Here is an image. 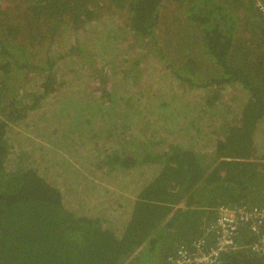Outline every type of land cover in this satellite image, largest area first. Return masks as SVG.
<instances>
[{
    "label": "trees",
    "instance_id": "obj_1",
    "mask_svg": "<svg viewBox=\"0 0 264 264\" xmlns=\"http://www.w3.org/2000/svg\"><path fill=\"white\" fill-rule=\"evenodd\" d=\"M167 12L185 50L156 42ZM232 205L264 207L254 0H0V264H123Z\"/></svg>",
    "mask_w": 264,
    "mask_h": 264
},
{
    "label": "built area",
    "instance_id": "obj_2",
    "mask_svg": "<svg viewBox=\"0 0 264 264\" xmlns=\"http://www.w3.org/2000/svg\"><path fill=\"white\" fill-rule=\"evenodd\" d=\"M254 2L264 18V2ZM245 249L264 264V207L219 206L199 236L179 244L160 264H221L225 256Z\"/></svg>",
    "mask_w": 264,
    "mask_h": 264
},
{
    "label": "rangeland",
    "instance_id": "obj_3",
    "mask_svg": "<svg viewBox=\"0 0 264 264\" xmlns=\"http://www.w3.org/2000/svg\"><path fill=\"white\" fill-rule=\"evenodd\" d=\"M260 1L264 2V0H260ZM172 4L175 5L176 3H172ZM168 6H170V4H168ZM171 8H173V7H170V10H171ZM103 16H111V14L108 13V12H103L101 14V17H103ZM173 16H174V13H168V12L164 13V15L162 17L163 24L160 25L158 31H156V39H157L156 42L158 44H160V46H169L167 48L168 50L171 49L170 48L171 44H169V43L172 41V38L175 37V34H174L175 28H174V25L171 24ZM121 17H124V15L122 13L120 14V18ZM175 17H176V15H175ZM120 18L118 17L116 19L119 20ZM168 23H169V25H168ZM182 42H183V39H182ZM182 42L178 43V41L175 39V41L173 40L171 43L174 44L176 47H179V48H182L183 50H185L186 49V44H183ZM175 43L176 44H182V45H176ZM125 47H132V46L130 45V42H127L125 44ZM191 49H193V48H191ZM194 49L197 51V48L194 47ZM143 51L144 50L136 48L135 45H133L132 49H128L127 48L126 51L122 52V55H123V57L126 56L129 59H128L127 63L124 62L123 66H125V67L128 66L131 61L132 62L134 61L135 57H140V55H141V53ZM163 51L165 52V55H164L165 59L170 58L167 55V52H166L167 50L163 49ZM163 61L164 60H162L160 56H156V55L152 54V62L161 64V62H163ZM138 68H139V71H138L137 76H139L140 80L142 81L141 78H142L143 70L146 67L145 68L138 67ZM130 74L136 75V73L134 71L131 72ZM141 81H140V83H141ZM146 82L148 83V79H147ZM129 83H130V85H133L131 88H133V89L137 88V84L135 82L130 81ZM180 90L183 91V92H185V91L187 92L189 90L188 85H186L185 83L182 84V86L180 87ZM142 135H143L142 133L137 135L138 140L142 138ZM149 139H152V137L150 136ZM138 140L135 141L136 144L138 143ZM135 142H134V144H135ZM27 148L28 147H26V149ZM26 149H25V151L23 150V152L25 153L24 154V160H25V162L30 163L29 160L34 159V157H33L34 153L31 150H27L26 151ZM32 149H34V148H32ZM120 174L121 173H118V176H120ZM200 210L201 209H198V212L194 213L195 217H197V218L201 217L202 218V213L204 214V210H201V211ZM192 211H193V209H191L189 212H192ZM184 220H185L184 217L182 219H180L179 222L180 221L181 222L179 223L177 230L169 231V233H167L162 238V240L158 243L157 247L153 251H146L144 246H142V248L138 249L139 252L136 251L133 254V256L129 258V260L133 259V262L130 263V264H141L142 260H143L144 264H149V263H151V264H160V262L164 259V256L168 252H171L174 248H176L180 243H182L185 240V236L181 235L183 230L188 231L187 227L184 226V223H183ZM200 220L202 222V219H200ZM203 221H204V219H203ZM197 230H196L195 233L198 235ZM144 252L146 253L145 255H143ZM136 253H138V254H136ZM129 260H127V261H129ZM127 261L124 262L123 264H128Z\"/></svg>",
    "mask_w": 264,
    "mask_h": 264
}]
</instances>
